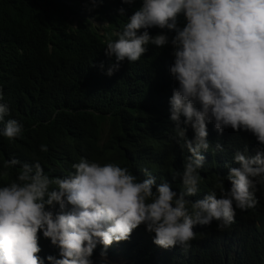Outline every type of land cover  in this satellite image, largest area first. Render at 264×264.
<instances>
[{
    "label": "clouds",
    "instance_id": "9594fccd",
    "mask_svg": "<svg viewBox=\"0 0 264 264\" xmlns=\"http://www.w3.org/2000/svg\"><path fill=\"white\" fill-rule=\"evenodd\" d=\"M93 11L103 0H90ZM137 3L139 6L136 7ZM62 6L73 3L63 0ZM133 9L118 10L126 17L122 30L109 19H95V31L103 37L104 54L112 64L107 75L119 71L122 62L135 63L149 45L168 49L173 58L169 73L175 83L169 99L170 140L188 157L182 171H171V181L142 169L144 178L117 163L101 164L81 157L63 176H51L39 158L28 163L5 161L0 177L15 179L0 184V264H45L39 255L40 233L59 249V257L47 256L48 264H122L106 256L113 243L128 241L144 226L154 234L153 243L187 252L196 239L197 227L213 222L225 231L235 222L237 210L254 209L258 185H264V0H121ZM69 24L78 18L70 11ZM152 30H156L152 34ZM103 68V65H101ZM3 99L0 89V100ZM10 110L0 103V135L20 138L23 125L7 119ZM217 133L231 129L250 134L255 147L236 150L231 163L202 198L201 172L204 153L223 152L218 141L208 140V125ZM191 131L192 136L188 133ZM47 153L48 147L40 145ZM181 187L174 190L173 183ZM227 182V183H226Z\"/></svg>",
    "mask_w": 264,
    "mask_h": 264
},
{
    "label": "trees",
    "instance_id": "16d2710c",
    "mask_svg": "<svg viewBox=\"0 0 264 264\" xmlns=\"http://www.w3.org/2000/svg\"><path fill=\"white\" fill-rule=\"evenodd\" d=\"M62 1L0 0V103L10 110L5 121L15 119L23 125L22 136L14 141L0 135V171L7 160L32 163L35 155L46 173L63 176L84 157L102 165L117 163L141 179L147 168L157 183L162 178L171 181V171H182L189 154L169 139V99L176 86L169 73V50L149 45L139 61L122 62L109 77L106 71L112 62L104 54L103 37L88 20L109 19L122 30L126 17L118 10L124 7L130 16L133 9L121 0H103L93 11L88 10L90 0H69L70 8ZM68 11L78 18L76 28L69 24ZM3 128L0 122V132ZM208 140L221 143L224 151L204 153L197 198L227 175L224 165L232 162L236 150L248 146L251 152L255 147L250 134L229 128L221 135L212 124ZM41 144L48 147L47 153L39 151ZM8 171L0 184L15 179L16 169ZM180 187L178 179L173 188ZM256 197L257 206L237 210L229 229L218 231L216 222L197 227L187 252L179 246H156L154 234L141 226L128 241L113 243L105 257L122 264H264V185H258ZM39 246L45 264L49 255L60 258L59 249L42 233ZM103 250V245L97 246L92 264H107L98 259Z\"/></svg>",
    "mask_w": 264,
    "mask_h": 264
}]
</instances>
